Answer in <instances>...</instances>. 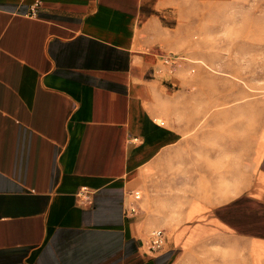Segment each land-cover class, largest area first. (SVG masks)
Instances as JSON below:
<instances>
[{
	"label": "crops",
	"instance_id": "1",
	"mask_svg": "<svg viewBox=\"0 0 264 264\" xmlns=\"http://www.w3.org/2000/svg\"><path fill=\"white\" fill-rule=\"evenodd\" d=\"M177 3L0 0V264H264V122L226 197L225 152L187 156L163 117ZM190 158L195 193L170 222L146 178L169 161L179 184Z\"/></svg>",
	"mask_w": 264,
	"mask_h": 264
},
{
	"label": "rangeland",
	"instance_id": "2",
	"mask_svg": "<svg viewBox=\"0 0 264 264\" xmlns=\"http://www.w3.org/2000/svg\"><path fill=\"white\" fill-rule=\"evenodd\" d=\"M177 6V26L164 49L169 64L157 65L170 85L160 100L163 117L186 135V155L225 152L227 190L216 181L213 192L227 197L235 193L236 174L242 187L248 181L252 145L264 122V0H178ZM186 161L179 184L171 185L169 161L146 178L145 197L167 214L171 208L179 213L195 193L188 172L198 161Z\"/></svg>",
	"mask_w": 264,
	"mask_h": 264
},
{
	"label": "built area",
	"instance_id": "3",
	"mask_svg": "<svg viewBox=\"0 0 264 264\" xmlns=\"http://www.w3.org/2000/svg\"><path fill=\"white\" fill-rule=\"evenodd\" d=\"M164 65L169 64L167 56L162 59ZM78 197H80L84 202L90 199V192L85 189H81L77 192ZM164 244V233L162 229L155 228L149 234L147 240V249L151 252L159 250Z\"/></svg>",
	"mask_w": 264,
	"mask_h": 264
}]
</instances>
